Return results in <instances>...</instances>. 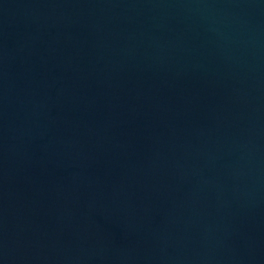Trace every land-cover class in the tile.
Masks as SVG:
<instances>
[{
  "label": "water",
  "instance_id": "95a60500",
  "mask_svg": "<svg viewBox=\"0 0 264 264\" xmlns=\"http://www.w3.org/2000/svg\"><path fill=\"white\" fill-rule=\"evenodd\" d=\"M0 264H264V0H0Z\"/></svg>",
  "mask_w": 264,
  "mask_h": 264
}]
</instances>
